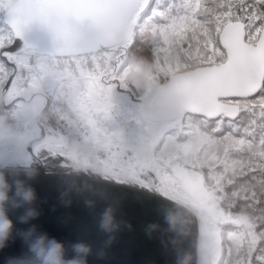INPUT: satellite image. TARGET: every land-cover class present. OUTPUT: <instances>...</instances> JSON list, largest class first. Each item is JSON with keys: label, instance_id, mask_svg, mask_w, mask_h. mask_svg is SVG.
<instances>
[{"label": "snow or ice", "instance_id": "snow-or-ice-1", "mask_svg": "<svg viewBox=\"0 0 264 264\" xmlns=\"http://www.w3.org/2000/svg\"><path fill=\"white\" fill-rule=\"evenodd\" d=\"M27 89L52 113L40 166L193 209L200 264H264V0H0V91ZM118 89L146 135L113 130Z\"/></svg>", "mask_w": 264, "mask_h": 264}, {"label": "water", "instance_id": "water-1", "mask_svg": "<svg viewBox=\"0 0 264 264\" xmlns=\"http://www.w3.org/2000/svg\"><path fill=\"white\" fill-rule=\"evenodd\" d=\"M37 36L43 38L39 41L41 47L52 46L53 37L50 34L38 32L32 34L30 39L36 42ZM5 94L3 91L2 103ZM0 172L5 173L12 184V199L8 202V210L11 218L16 221L17 229L7 247L0 251V264H6L10 257H21L27 253L26 232L23 230L33 225L39 232H46L64 241L69 249V257L73 256V243L86 241L92 244L94 252L89 257L90 264H172L167 250L173 247L177 252L173 264H184L189 253L190 264H198L199 228L196 217L188 214L184 232L181 231L183 224L172 227L165 219L166 215L172 213L186 216L187 210L181 207L182 204L166 208L162 220H159L153 211L155 201L151 197L154 194H148L145 189L133 192L124 185L107 186L111 182L90 175L87 177L95 184L94 188L76 185L71 176L85 174L66 171L40 173L1 168ZM21 181L26 186L35 187L38 197L34 202H25L23 196L18 194ZM110 205L117 209L118 217L129 222L131 227L122 228L116 234L115 241L106 248L104 257L99 258L96 252L107 239L98 226L99 220L101 213ZM33 208L39 215L22 223L20 217ZM153 222H159L162 227L149 236L145 229ZM181 237L188 251L179 247Z\"/></svg>", "mask_w": 264, "mask_h": 264}, {"label": "clouds", "instance_id": "clouds-1", "mask_svg": "<svg viewBox=\"0 0 264 264\" xmlns=\"http://www.w3.org/2000/svg\"><path fill=\"white\" fill-rule=\"evenodd\" d=\"M45 93L43 91H29L27 93L25 110L31 115L32 109L35 108L37 120L46 119L48 113L45 111ZM36 140L35 132L32 129L20 131L18 128L9 122L7 115H0V144L12 145L18 151L23 153L27 146ZM81 151L91 156L99 152L98 145L91 142L80 143ZM72 181L76 185H84L95 187L90 177L87 176H71ZM18 194L23 196L25 202L32 203L37 197V191L34 186H26L21 181ZM12 184L9 182L7 175L0 172V251L7 247L9 240L16 233V221L9 215L8 202L12 199L11 195ZM19 206V205H17ZM181 207L187 210V215L182 217L177 214L166 215L165 219L172 227L183 224L181 231H185L188 214H193L194 210L184 205ZM39 213L33 208L25 215L20 217L22 223H27L31 219L37 217ZM99 228L105 234L107 239L104 241V246L96 252L99 258H103L106 254L105 250L116 239V234L124 227H131L127 221H122L117 215V209L114 206H108L99 220ZM162 225L159 222H153L146 226V233L151 236ZM26 232L25 243L28 245V251L21 257H10L6 264H90L89 257L94 252V246L86 241L75 242L71 246L73 253L72 257L68 256V246L64 241L56 237L50 236L46 232H39L37 227L33 225ZM191 254L189 253L184 264H190Z\"/></svg>", "mask_w": 264, "mask_h": 264}, {"label": "flooded vegetation", "instance_id": "flooded-vegetation-1", "mask_svg": "<svg viewBox=\"0 0 264 264\" xmlns=\"http://www.w3.org/2000/svg\"><path fill=\"white\" fill-rule=\"evenodd\" d=\"M26 97L27 95L24 94H21L19 97L9 96V94L6 92L3 99L4 100L3 106L0 108L1 111L0 113H2L0 115H7L9 117V122L14 125L15 123L20 124L21 122V120L17 118L18 115H22L24 118L29 119V123L31 124L29 129H32L35 132L36 140L32 144L28 145L23 153H18L17 149L12 145L4 144L6 147L13 148L14 150L12 152L8 150L6 152H3L2 155H0V169L3 167V169H7V170L35 171L40 173H50L49 171H54L58 173L59 171L70 170V169L72 171H75L70 167H66V166L62 167L60 158L57 159L50 158L48 161L45 162V164L42 167L40 166V164L37 163L34 156V149L37 145L41 144L46 138V129L49 127V121L51 120L49 115L51 114V110L49 107H45V111L48 113L46 119L37 120L35 118L37 116V113L34 114L33 117L31 118L24 107L26 102ZM17 107H22L21 112L15 111V108ZM79 144L80 143H78L76 147L80 150L78 146ZM0 146L3 145L0 144ZM84 154L87 155L86 153ZM64 163L67 164L68 162L65 161ZM71 173H75V172H71ZM81 174L84 173L81 172ZM89 175L92 176L91 174Z\"/></svg>", "mask_w": 264, "mask_h": 264}, {"label": "rangeland", "instance_id": "rangeland-1", "mask_svg": "<svg viewBox=\"0 0 264 264\" xmlns=\"http://www.w3.org/2000/svg\"><path fill=\"white\" fill-rule=\"evenodd\" d=\"M138 54L143 55L145 57H149L151 55L150 51L147 49V46L143 47ZM29 91H33V89H27L22 94L27 95ZM36 91V90H35ZM38 92V91H37ZM44 92V91H43ZM45 93V107H49L48 96ZM125 93L122 90H116L113 96L115 108H114V120L112 123V128L115 131L122 133L126 138L130 140L138 139L141 136L147 134L148 128L147 124L148 121L139 113L135 115L123 104L122 97ZM22 107L15 108V111L21 112ZM35 108L32 109L30 117L32 118L34 114H36ZM50 119L52 118V113L49 114ZM17 118L21 120L20 124L15 123V126L20 131H27L29 130L30 123L29 119L24 118L22 115H18ZM0 146V155L3 152L10 151L12 152L14 149L6 147L4 144ZM198 264H200V255H199V244H198Z\"/></svg>", "mask_w": 264, "mask_h": 264}, {"label": "bare ground", "instance_id": "bare-ground-1", "mask_svg": "<svg viewBox=\"0 0 264 264\" xmlns=\"http://www.w3.org/2000/svg\"><path fill=\"white\" fill-rule=\"evenodd\" d=\"M0 114H2V113H0ZM42 167V166H41ZM3 168V167H2ZM64 171H66V172H75V173H81V172H77V171H72L71 169L70 170H64Z\"/></svg>", "mask_w": 264, "mask_h": 264}, {"label": "trees", "instance_id": "trees-1", "mask_svg": "<svg viewBox=\"0 0 264 264\" xmlns=\"http://www.w3.org/2000/svg\"><path fill=\"white\" fill-rule=\"evenodd\" d=\"M1 93H2V91H0V99H1ZM3 106V103L1 102V100H0V108ZM1 112V111H0ZM238 210V209H237Z\"/></svg>", "mask_w": 264, "mask_h": 264}]
</instances>
